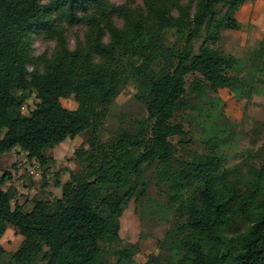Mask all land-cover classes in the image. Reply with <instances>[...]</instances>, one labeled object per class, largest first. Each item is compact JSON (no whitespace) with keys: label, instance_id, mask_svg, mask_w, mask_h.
Here are the masks:
<instances>
[{"label":"trees","instance_id":"trees-1","mask_svg":"<svg viewBox=\"0 0 264 264\" xmlns=\"http://www.w3.org/2000/svg\"><path fill=\"white\" fill-rule=\"evenodd\" d=\"M247 1L144 0L131 7L111 0H0V156L20 147L45 166L52 161L48 149L102 126L129 83L147 110L110 140L87 138L75 152L83 167L62 184L61 197L25 211L0 189V264H264V123L253 130L261 145L249 148L243 165L226 166L215 126L207 154L179 155L173 141L188 134L177 114L191 109L204 117L210 88L232 87L249 99L264 91V38L245 58L216 47L225 30L241 29L236 13ZM81 22L88 31L70 49L65 25ZM41 30L57 45L51 55L35 57L31 33ZM189 75L197 76L190 88ZM28 90L40 102L23 116ZM72 95L76 109L61 101ZM153 167L156 185L166 187L159 208L173 217L172 226L159 253L144 263L135 259L138 243L117 249L109 262L102 244L121 241V217L133 199L147 200ZM11 177L4 172L0 185ZM9 226L24 240L4 263L1 239Z\"/></svg>","mask_w":264,"mask_h":264},{"label":"rangeland","instance_id":"rangeland-1","mask_svg":"<svg viewBox=\"0 0 264 264\" xmlns=\"http://www.w3.org/2000/svg\"><path fill=\"white\" fill-rule=\"evenodd\" d=\"M111 1L116 4L126 3L131 7L144 4V0ZM236 16L242 22L241 29L225 30L222 40L216 44V47L238 58H245L249 50L264 38V0L247 1ZM114 19L119 26L124 25L123 19L117 14ZM87 31L88 26L85 23L66 24L68 47L74 49L77 41L85 38ZM31 37L35 57L44 53L51 55L54 52L57 42L49 36L47 30L33 32ZM202 40L200 38L196 41L197 50ZM196 79L197 76L189 75L187 86L190 88ZM136 92V86L129 83L117 97L108 119L102 126L93 125L83 134L68 138L48 149L45 154L51 157L52 161L45 166L36 158L28 156V153L20 147L0 156V175L6 171L12 174L10 180L0 185V189L11 192L14 196L13 203L22 205L25 211H30L38 200L53 201L61 197L62 184L71 178L72 173L79 172L83 167L75 152L86 145V140L91 134L96 133L107 141L114 136L120 126H130L135 119L147 116L145 106L135 98ZM25 94L27 99L21 111L23 116H29L40 99L34 90H28ZM61 101L63 106L69 109H76L78 106L74 95L62 98ZM202 107L204 117L191 109L177 114L176 122H182L188 132L184 139L179 136L173 138L179 149V155L190 156L193 152L209 153L206 138L209 129L215 126L219 129L218 135L223 137V151L227 154L226 166L243 165L249 148L256 149L262 142V137L256 138L253 130L258 123H264V91L261 94H253L249 99L241 97L232 87H221L217 90L210 88ZM154 170L153 167L147 173L150 179L147 200L137 202L133 199L121 217V241L112 245L102 244L109 262L115 261L117 249L129 243L139 244L140 249L135 259L140 263H144L151 255L160 251L159 243L166 230L172 226L173 217L164 214L159 208V204L167 201L166 187L160 189L156 185V180L153 178ZM23 240L24 237L18 229L9 226L1 239V243L8 251L3 258L4 263L10 260L11 253L21 246ZM36 264H45V261L38 260Z\"/></svg>","mask_w":264,"mask_h":264}]
</instances>
